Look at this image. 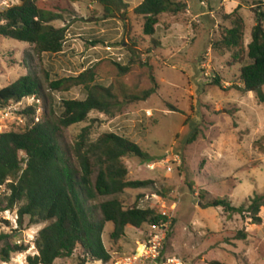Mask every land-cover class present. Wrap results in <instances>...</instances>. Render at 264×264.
<instances>
[{
    "label": "rangeland",
    "instance_id": "374dc122",
    "mask_svg": "<svg viewBox=\"0 0 264 264\" xmlns=\"http://www.w3.org/2000/svg\"><path fill=\"white\" fill-rule=\"evenodd\" d=\"M44 1L49 8L63 10L62 19L52 25L67 27V44L59 55H37L29 44L0 38V89L22 76L35 78L41 88L37 97L0 110V133L24 131L30 121L20 111L26 107L36 108L34 122L53 121L51 110L61 99H83L81 88L72 83L58 92L51 91L49 84L91 66L95 81L112 86L115 93L119 86L138 95L153 90L148 98L133 103L118 94L121 109L114 117L91 112L86 123L60 130L66 156H71L76 137L89 124L91 140L103 133H117L135 141L146 154L145 159L128 156L123 163L127 180L151 181V185L99 198L92 205L118 199L125 208L158 206L172 222L165 251L185 264H264V208L259 212L261 224L253 226L238 214L205 207L226 199L236 208H247L255 196L264 193V105L254 92L241 90L240 66L230 64V55L212 48L230 27L224 16L237 6L246 25L244 43L250 42L255 25L253 1L173 0L185 2L186 8L177 16L160 17L154 36L160 44L157 48L142 35L143 20L132 11L124 14L127 25L120 18L122 11L107 18L100 6L86 1L72 6L62 0ZM18 3L0 0V12ZM134 41L137 49L129 62L127 50ZM117 64L127 66L128 72L121 73ZM213 78L220 80L221 87L214 85ZM261 91L264 94V86ZM166 152L180 160V165H170L171 172L160 164ZM149 164L155 165L153 170ZM5 192L1 186L0 196ZM17 209L0 214V233L9 236L0 249L9 243L27 250L0 264H28L27 257L37 254L33 246L37 232L48 225L29 227L25 218L19 227ZM14 230L18 233L13 234ZM112 231V224H107L101 235L111 261L133 251L148 229L127 228L116 244L110 240ZM237 232H244L245 239L237 240ZM78 258H83L79 248L71 258L53 264H79Z\"/></svg>",
    "mask_w": 264,
    "mask_h": 264
},
{
    "label": "trees",
    "instance_id": "16d2710c",
    "mask_svg": "<svg viewBox=\"0 0 264 264\" xmlns=\"http://www.w3.org/2000/svg\"><path fill=\"white\" fill-rule=\"evenodd\" d=\"M17 1L18 4L0 12V38L29 44L37 55L56 56L63 53L68 29L52 25L62 19L63 10L49 8L44 0ZM62 1L71 6L81 1L96 4L107 18L122 11L120 18L123 21L128 10V5L122 0ZM252 1L255 25L250 31V42L247 45L244 43L246 25L239 13L240 6H237L224 16L230 27L225 29L212 48L230 55V64L240 66L241 90L254 92L258 102L264 105L261 91L264 86V12L261 9L264 6L261 0ZM185 8L186 4L181 1L141 0L132 14L143 20L142 35L157 48L160 44L154 36L160 27V17L177 16ZM209 11L212 9L209 8ZM136 49L134 41L127 50L129 62ZM117 66L121 73L128 72L127 66ZM212 81L221 87L218 78ZM69 83L81 88L84 98L61 99L51 110L53 121L45 118L42 122H34L36 108L29 106L20 111L30 121L24 131L0 133V187L5 186L6 191L0 196V214L18 206L19 227L25 218L29 227L48 223L36 234L33 246L37 254L27 257L28 264H53L56 260L69 259L78 248L83 255V258H78L79 264H87L88 261L109 264L111 258L101 239L107 224L113 226L110 240L116 244L124 238L127 228L143 230L166 220L158 206L125 208L118 199L92 205L99 198L117 196L125 190L141 189L152 184L151 181L127 180L128 170L123 159L128 156L146 158L135 141L117 133H103L93 141L90 139L91 124L76 137L71 156H66L59 141L62 128L86 123L91 112L114 117L115 112L121 109L118 94L125 102L133 103L148 98L153 90L138 95L119 86L118 93H115L112 86L95 81L92 66L76 76L54 79L49 88L58 92ZM40 92V84L35 78L22 76L0 89V110L37 97ZM205 207L221 208L229 215L238 214L249 220L251 225L259 226L264 193L255 196L247 208H236L226 199H216ZM3 223L9 225L6 221ZM17 233V230L13 231V234ZM245 237L244 232L236 234L237 240H244ZM8 238L7 234L0 233V244L7 242ZM26 250L25 246L6 243L0 249V260L9 263L11 255Z\"/></svg>",
    "mask_w": 264,
    "mask_h": 264
},
{
    "label": "built area",
    "instance_id": "2783aa9c",
    "mask_svg": "<svg viewBox=\"0 0 264 264\" xmlns=\"http://www.w3.org/2000/svg\"><path fill=\"white\" fill-rule=\"evenodd\" d=\"M106 51L110 52L111 48L106 46ZM22 104V103H21ZM18 104V105H21ZM146 116L150 117V111H146ZM166 159H162L160 164L167 166V171L171 172L170 165H180L179 157L172 152H166ZM168 159V160H167ZM154 164H149V169H154ZM166 216V220L156 226L147 227L148 231L144 232L143 238L134 251L114 259L111 264H185V262L173 255H169L165 251V243L169 235L172 222L171 218Z\"/></svg>",
    "mask_w": 264,
    "mask_h": 264
},
{
    "label": "crops",
    "instance_id": "0c3cea01",
    "mask_svg": "<svg viewBox=\"0 0 264 264\" xmlns=\"http://www.w3.org/2000/svg\"><path fill=\"white\" fill-rule=\"evenodd\" d=\"M81 2H83V1H81ZM80 2V3H81ZM124 2V1H123ZM140 2H141V0H138V2H136V3H134V5H129V4H126L125 2H124V4H126V5H128V10L131 12L134 8H136L139 4H140ZM183 3H185V2H183ZM78 4V3H77ZM129 21V20H128ZM128 21H126L127 22V25H129V22ZM129 27V26H128ZM166 32H170V30H168V31H166Z\"/></svg>",
    "mask_w": 264,
    "mask_h": 264
}]
</instances>
